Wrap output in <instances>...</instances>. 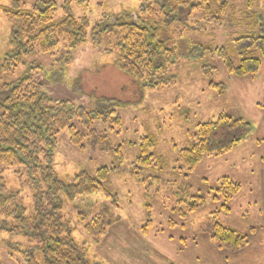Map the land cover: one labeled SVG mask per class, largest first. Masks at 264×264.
I'll return each mask as SVG.
<instances>
[{"label":"rangeland","instance_id":"rangeland-1","mask_svg":"<svg viewBox=\"0 0 264 264\" xmlns=\"http://www.w3.org/2000/svg\"><path fill=\"white\" fill-rule=\"evenodd\" d=\"M36 1L39 0H22L26 7ZM53 1L56 9L53 19L60 20L64 0ZM159 1L87 0L83 5L72 2L70 11L75 17L86 15L93 26L106 16L110 22H127L137 13L146 18L148 13L140 10L147 4L157 10ZM197 1L201 5L192 11L186 27L176 23L169 26L176 31L173 39L178 37L175 35L178 31L185 30L186 35L180 56L169 67L171 86L150 88L123 73L115 64L114 55L102 53L89 33L76 49L69 50L60 41L51 54L35 51L24 57L22 64L12 72L0 75L1 81L9 82L30 71L52 99L67 100L87 110L113 109L120 116L118 132L111 131L100 121L94 124L98 131L105 130L112 147L120 145V160L115 153L101 151L99 144L95 147L85 144L83 149L72 146L67 130L60 131L56 137L52 163L58 178L65 184H71L81 170L92 174L101 166L119 167L109 171L106 184L116 195V207L100 193L79 197L73 202L59 194L62 219L69 222L75 244L89 264H240L241 260L233 259L227 250L217 249L210 237L212 220L209 216L221 204V199L215 200L214 196L218 195L216 189L223 176L238 182L240 190L228 203L232 213L220 212L217 221L247 234L250 233L247 226L253 225L257 237L255 248H262L258 240H263L264 227L258 203L259 200L264 203V59L256 76H235L227 73L215 53L192 48L189 42L192 40L226 45L236 36L229 35L230 32L239 29L231 28L227 20L224 24L215 23L212 15L216 14L217 6L211 4V11L207 12L203 8L204 0ZM2 3L0 0V5ZM229 3L228 13L232 6L241 7L244 0ZM261 5L259 1L256 8ZM9 33L10 25L0 8V64L10 51ZM210 83H221L224 89ZM221 112L245 119L251 125L250 131L228 153L204 155L197 166L187 172L176 162L177 150L195 143L193 135L197 123L213 119ZM144 136L154 139V146L149 150L154 159L148 166L136 160ZM156 156H161L163 163L157 164ZM0 169L3 168L0 166ZM1 175L8 191L18 195L27 213L33 212L36 193L28 185L23 170L5 168ZM156 176L158 180L152 178ZM195 195H201L205 204L181 215L180 211L186 212L188 206L186 202L178 205V198L189 199ZM254 201L257 204H253ZM248 202L252 208H257L249 211L246 220H238L237 213L243 206L249 208ZM79 214L84 215V220H79ZM95 216L111 219L98 238L84 228ZM169 220L174 222L173 227H169ZM12 224V219L0 216V263L46 264L36 242L8 232ZM250 254L253 257L254 251L243 255ZM257 259L251 264H264V254Z\"/></svg>","mask_w":264,"mask_h":264},{"label":"trees","instance_id":"trees-1","mask_svg":"<svg viewBox=\"0 0 264 264\" xmlns=\"http://www.w3.org/2000/svg\"><path fill=\"white\" fill-rule=\"evenodd\" d=\"M2 1L0 8L10 25V51L0 64V75L12 72L22 64L24 57L35 51L51 54L60 41L69 50L76 49L86 41L89 33L90 39L102 53L114 55L115 64L123 73L154 89L173 84L169 67L180 56V47L186 36L185 30L178 31L175 34L178 37L173 39L174 30L169 28L170 24L186 27L192 11L201 5L197 0H160L157 10L149 4L140 10L141 13H148L146 18L137 13L127 22H110L103 13L106 18L91 26L86 15L75 17L70 11L72 2L83 5L87 0H64L60 20L53 19L56 10L53 0H39L30 7H26L22 0ZM259 1H262V5L257 9ZM229 2L204 0L202 3L207 12L211 11V4L217 6L216 14L212 15L214 22L224 24L227 20L231 28H239L229 34L236 36L221 46H214L212 41L207 44L193 40L189 42L192 48L202 53H215L223 61L227 73L256 76L264 59V0H244L241 7L232 6L228 13ZM210 86L224 89L221 83H210ZM97 121L107 124L111 131L116 129L118 132L121 128V119L115 110H87L67 100H54L30 71L9 82L0 80V166L3 168L0 169V216L13 220V224L8 226L11 235H24L28 241L37 243L46 264H89L75 244L69 222L62 219L63 207L59 194L73 202L79 197L100 193L116 207V195L106 184L109 171L119 167L108 169L101 166L92 174L81 170L75 174L71 184H65L58 178L52 163L56 137L63 130H67L72 146L83 149L85 144L91 147L99 144L101 151L115 153L120 160V145L112 147L105 130L95 129ZM194 127L195 143L177 150L176 162L187 172H191L204 155L221 156L231 151L250 131L251 125L243 118L221 112ZM153 146V137L141 138L136 158L138 163L150 164L154 156L149 150ZM155 158L157 164L163 163L161 156ZM5 168H21L28 185L35 191L34 209L30 214L18 195L8 191L1 175ZM152 178L159 179L158 176ZM239 190V183L228 176L220 179L216 189L218 195L214 199H221V204L209 216L212 220L209 231L218 249L237 251L248 244L246 234L217 221L220 212L230 211L228 203ZM182 192L185 194V190ZM181 202H186L188 206L186 212L180 211L183 216L205 204L201 195L190 196L189 199L178 198L177 204ZM78 218L82 221L85 217L79 214ZM147 222L149 225L150 220ZM110 223L111 219L95 216L84 224V228L98 238ZM168 223L169 227L174 226L172 220Z\"/></svg>","mask_w":264,"mask_h":264},{"label":"crops","instance_id":"crops-1","mask_svg":"<svg viewBox=\"0 0 264 264\" xmlns=\"http://www.w3.org/2000/svg\"><path fill=\"white\" fill-rule=\"evenodd\" d=\"M237 144H239V143H237ZM236 144V145H237ZM229 177V176H228ZM264 200V199H263ZM253 204L254 203H256L257 204V202H252ZM259 215H260V218H261V223H262V227H264V203H262L261 202V200H259ZM248 205H249V208L248 207H246V206H243V209L241 210V211H239L237 214H238V220H246L245 219V217L246 216H248V213H249V211H254L253 209H255V208H257V207H253L252 208V205H251V203L250 202H248ZM230 208V207H229ZM230 213H232L231 212V208H230V211L229 212H227L226 214H230ZM262 215H263V217H262ZM259 218V219H260ZM225 225H228V224H225ZM252 226L253 225H249V226H247V228L246 229H249V231H250V233L249 234H247V232L245 231V232H240V231H238V230H236V229H234V228H232L231 226H227V227H230V228H232V229H234V230H236V231H238V232H240V233H243V234H246L247 236H248V238H249V241H248V244L246 245V246H244L243 248H241V249H239V250H237V251H231V250H229V249H225V250H227V252H230L229 254H231V256H233V259L235 258V260H237V261H240L241 260V262H240V264H243V263H245V264H251L252 262H254V261H256V260H258L257 258H258V256L260 257V256H262L263 257V254H264V235H263V237H261L263 240L261 241V240H258V244L260 245V247H262V248H255V246H256V241H257V237L255 236L256 235V228H253L252 229ZM260 241V242H259ZM214 243V242H213ZM216 246V245H215ZM218 249V248H217ZM219 250H222V249H219ZM254 251V256L253 257H250L252 254H250L249 256H245V255H243L244 254V252H246L247 254L248 253H250V252H253ZM235 262V261H234ZM233 262V263H234ZM259 262H261V260H259Z\"/></svg>","mask_w":264,"mask_h":264}]
</instances>
